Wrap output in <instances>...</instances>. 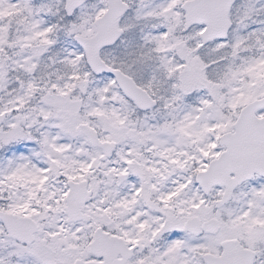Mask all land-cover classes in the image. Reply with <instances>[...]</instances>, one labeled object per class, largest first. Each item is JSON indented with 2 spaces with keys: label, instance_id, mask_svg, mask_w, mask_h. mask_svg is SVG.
Segmentation results:
<instances>
[{
  "label": "snow or ice",
  "instance_id": "6c2138e0",
  "mask_svg": "<svg viewBox=\"0 0 264 264\" xmlns=\"http://www.w3.org/2000/svg\"><path fill=\"white\" fill-rule=\"evenodd\" d=\"M0 264H264V0H0Z\"/></svg>",
  "mask_w": 264,
  "mask_h": 264
}]
</instances>
